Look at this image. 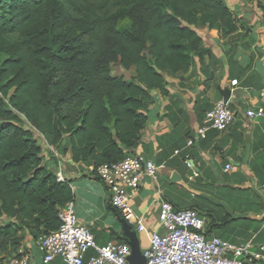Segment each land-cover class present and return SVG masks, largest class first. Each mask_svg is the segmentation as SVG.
I'll list each match as a JSON object with an SVG mask.
<instances>
[{"label": "trees", "instance_id": "16d2710c", "mask_svg": "<svg viewBox=\"0 0 264 264\" xmlns=\"http://www.w3.org/2000/svg\"><path fill=\"white\" fill-rule=\"evenodd\" d=\"M237 22L226 0H0V219L7 220L0 221V254L8 255L0 261L20 256L25 237L35 241L57 230L59 209L74 200L69 181H58L43 162L36 134L60 155L91 166L87 174L94 177L99 166L140 144L152 91L177 103L165 76L186 73L195 57H213L190 26L226 37ZM10 33L18 38L5 39ZM114 63L133 77L112 76ZM196 103L204 112L209 106L204 97ZM173 124L156 138L168 144L161 160L193 137L189 127ZM188 153L182 149L167 164L198 193L190 201L178 183L164 182L163 200L194 209L205 219L206 236L264 242V218L241 215L259 214L260 196L250 188L214 186L212 171L195 175Z\"/></svg>", "mask_w": 264, "mask_h": 264}, {"label": "crops", "instance_id": "0c3cea01", "mask_svg": "<svg viewBox=\"0 0 264 264\" xmlns=\"http://www.w3.org/2000/svg\"><path fill=\"white\" fill-rule=\"evenodd\" d=\"M226 4L237 18L238 30L226 37H214L206 26H190L201 38L203 46L211 50L213 57H205L202 62L195 57L193 66L186 73L165 76L167 89L177 103H170L168 96L152 91L153 100L145 111L148 119L141 131L140 144L131 151V154H142L160 166L158 178L144 177L130 198L133 211L142 218L144 225L141 231L132 226L141 251L149 246V236L153 231L163 230L158 223L159 202L164 191L162 183L182 181L177 169L167 164L177 154L173 151L161 160L162 153L168 151V144L162 147L156 138L171 132L173 123L189 127L194 135L205 112L222 99L219 87L231 90L228 104L234 112V121L224 131H208L205 138L195 139L189 147H184L185 142L182 149L189 150L193 172L201 174L207 170L214 173L217 179L214 186L255 191L263 205L261 212L241 215L264 218V115L246 116L248 109L264 108V1L226 0ZM202 97L209 101L205 112L196 103V99ZM43 157V162L54 173L61 171L69 181L74 193L72 202L76 216L90 228L97 244L123 238L121 216L110 206L109 192L104 183L87 174L89 166L73 162L69 153ZM226 163L230 164L227 171L224 170ZM79 166L84 167L81 174L76 171ZM213 191L217 192L216 189ZM231 214L239 215L237 212ZM18 252L27 254L31 264H63L60 259L43 263L40 250L29 237L23 239ZM3 256L8 255L4 252L0 258Z\"/></svg>", "mask_w": 264, "mask_h": 264}, {"label": "built area", "instance_id": "2783aa9c", "mask_svg": "<svg viewBox=\"0 0 264 264\" xmlns=\"http://www.w3.org/2000/svg\"><path fill=\"white\" fill-rule=\"evenodd\" d=\"M262 27L264 30V17ZM263 115V107L246 112L250 118ZM233 121L234 112L228 102L217 100L205 112L185 147H189L195 139L205 138L210 130L224 131ZM181 150L176 149L174 153L178 154ZM186 163L190 166L189 159ZM159 167L142 154H130L115 163L99 166L94 174L107 187L111 206L139 231L144 230V225L142 218L133 211L130 198L144 177L158 178ZM229 168L230 164L226 163L224 170ZM89 169L92 170V167ZM194 174L197 175L196 172ZM55 175L58 181L65 179L61 171ZM158 215V223L163 230L150 234L149 246L142 251L145 264H264V243L256 246L250 241L230 244L216 235L206 236L205 219L194 209H176L162 199ZM58 219L57 230L34 241L42 254L43 263L60 259L63 264H129L128 243L107 241L103 245L97 244L90 228L78 220L72 201L59 209ZM2 264L31 262L27 254L21 253L18 257L6 258Z\"/></svg>", "mask_w": 264, "mask_h": 264}, {"label": "rangeland", "instance_id": "374dc122", "mask_svg": "<svg viewBox=\"0 0 264 264\" xmlns=\"http://www.w3.org/2000/svg\"><path fill=\"white\" fill-rule=\"evenodd\" d=\"M95 1H98V0H95ZM264 1V0H263ZM262 3V2H261ZM260 3V4H261ZM264 8V7H263ZM4 38L5 39H7V40H9V41H13V40H15V39H17L18 38V36H17V34L16 33H10V34H6V35H4ZM110 74L112 75V76H121L122 78H124L125 80H129V79H131L132 77H133V75H134V72H133V70H125V69H123L120 65H118L117 63H114V64H112L111 65V67H110ZM37 135V139H38V141L40 142V144L42 145V147H43V155L45 156V157H49V156H52V155H55V153L57 154L58 153V151H57V149H55L54 147H52V146H50L49 144H48V142H47V139L43 136V135H41V134H39V133H37L36 134ZM59 154V153H58ZM62 156H64V155H62ZM62 166V165H61ZM225 166V165H224ZM62 168H63V166H62ZM83 169H84V167H81V166H79L78 168H77V174H81V173H83ZM180 176V175H179ZM190 181H192L193 180V178L192 177H189L188 178ZM169 182H172V181H169ZM175 183H177V182H175ZM179 185H180V187L182 188H184L189 194H190V197H189V199L191 198V199H193V196L194 195H196L197 193H198V191H196V190H194V189H192L191 187H190V184H188V183H186V182H184L183 180L180 182V183H178ZM180 188V189H181ZM165 191H163V193H164ZM181 192H183L182 190L180 191V193ZM187 198V197H186ZM190 199V201H192ZM0 221L1 222H5V221H7L5 218H1L0 219ZM240 244H243V243H240Z\"/></svg>", "mask_w": 264, "mask_h": 264}, {"label": "water", "instance_id": "95a60500", "mask_svg": "<svg viewBox=\"0 0 264 264\" xmlns=\"http://www.w3.org/2000/svg\"><path fill=\"white\" fill-rule=\"evenodd\" d=\"M219 91L222 95V100L228 102L231 96V90L229 88L219 87ZM119 221L122 227L123 238L130 246V253L127 256L129 264H145L146 259L142 254L136 231L123 217H120ZM240 258L238 257V259Z\"/></svg>", "mask_w": 264, "mask_h": 264}]
</instances>
